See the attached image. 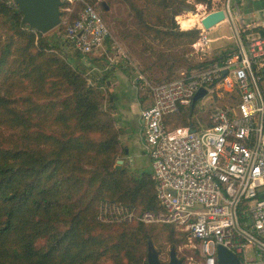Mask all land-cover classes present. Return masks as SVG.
I'll return each mask as SVG.
<instances>
[{
    "label": "trees",
    "instance_id": "trees-1",
    "mask_svg": "<svg viewBox=\"0 0 264 264\" xmlns=\"http://www.w3.org/2000/svg\"><path fill=\"white\" fill-rule=\"evenodd\" d=\"M124 1L134 27L121 34L113 25V32L133 41L151 34L169 46L152 49L151 64L139 69L145 74L156 67L165 75L155 83L176 77L180 66L201 69L219 59L193 62L188 56L198 29L180 30L174 17L180 28L200 19L177 17L186 0ZM192 1L210 5V0ZM62 7L57 27L63 33L77 8L67 14ZM20 17L12 0H0V264H147L146 246L157 224L100 222L97 209L99 202L109 201L137 213L157 211L151 172L114 167L125 148L118 147L112 116L100 108L102 91L57 53V37L21 25ZM246 32L240 34L244 42L263 35L264 28L245 38ZM83 56L76 52L77 59ZM176 113L172 128L194 127L195 107L190 106L163 116L164 125ZM161 227L168 237L176 236L171 224ZM170 247L176 252L171 240Z\"/></svg>",
    "mask_w": 264,
    "mask_h": 264
},
{
    "label": "built area",
    "instance_id": "built-area-1",
    "mask_svg": "<svg viewBox=\"0 0 264 264\" xmlns=\"http://www.w3.org/2000/svg\"><path fill=\"white\" fill-rule=\"evenodd\" d=\"M230 1L223 0L220 8L229 18ZM61 5L67 14L77 8L76 19L63 32L76 52L93 53L110 40L88 0H62ZM206 42L201 31L192 45L200 49ZM117 54L128 60L119 46ZM137 77L150 95L139 119L159 209L137 213L101 201L97 219L174 225L196 242L199 258L193 264H221L217 246L236 256L229 264H264V34L238 42L205 68L180 71L170 80L148 84L139 72ZM200 87L205 94L229 91L234 103L214 107L209 126L167 128L163 116L189 106Z\"/></svg>",
    "mask_w": 264,
    "mask_h": 264
},
{
    "label": "rangeland",
    "instance_id": "rangeland-1",
    "mask_svg": "<svg viewBox=\"0 0 264 264\" xmlns=\"http://www.w3.org/2000/svg\"><path fill=\"white\" fill-rule=\"evenodd\" d=\"M222 1L223 0H210V5L206 6L200 3H194L192 0H186L188 6L184 7L188 8V10L182 9L179 16L196 14L198 19H200L204 12L208 13L213 8L220 9L222 6ZM233 1H230L232 12L234 10ZM239 1L240 0H236V9L239 13H241L239 10L244 12L245 9H248L250 7V9L252 10V14L254 13V16L264 20V0H241V4H239ZM100 2L104 3V5L106 6V10L100 7ZM137 2L138 4H140L142 0H137ZM91 4L98 11L100 17L102 18L110 32L111 38L110 40L108 39L106 41L103 48L77 59L74 48L64 39L62 28L57 27V25L55 28L51 29L45 34L57 37L60 43L57 53H61L64 57V60L69 62L71 65H78L79 69L82 70L83 76L85 77L86 83L88 85L92 87L97 85L98 88L102 91L103 98L101 100L100 108L101 110L108 112L112 116V127L118 133V147L121 150L124 148V150H126V153H119V157L117 159L121 160V162L118 164L119 167L124 166L130 173H139L141 171L150 173L151 169L149 158L141 139V121L140 119L139 121H137L136 117H134L135 119L132 120L131 123H129V121L127 120L129 124L127 125L126 122L121 120L122 116L119 115V109H114L113 107L114 104L115 106L118 104L117 100H119L120 97L115 96V91H113L112 88L109 89V84L106 82L114 81L112 74L113 70H111L110 67L111 65L115 64L119 69V72L127 75L126 77H128V80L132 85V91L134 92L135 96H137V98L146 99L149 95V90L146 86L143 85V81L137 77L139 69H141L144 65L151 64V61L153 60V58L150 56L152 49L168 50L169 46H167L165 41L152 40L151 34L145 36L143 40L133 41L131 38L123 40L113 32V25L118 26L121 34L125 32L126 27H134L132 23L131 12L124 0H93ZM236 9L235 11H237ZM150 12L154 15L152 11ZM110 15H112L113 19L111 20V22H108L106 19ZM174 22L176 23L175 17ZM238 33L239 35L241 34V28H239ZM220 35H223L224 37H219ZM234 35L232 34V37H234ZM206 36L209 39H212V41L210 40L211 43L209 44V48H212L210 52H214L215 47L220 45L221 43L231 42L233 40L230 30L227 29L226 26H221L220 28L215 30H207ZM226 37L231 38L229 40H226ZM235 38H237L236 35ZM116 46H119L123 50V52L128 57V60L118 54L116 55ZM147 46H149L150 49H148ZM176 49V47H173L169 50ZM87 58L89 61H86ZM108 58H112L113 60L115 59L116 61L114 63L110 62ZM181 67L183 68V66H180L176 69L175 73ZM140 74L148 84H153L157 81L163 80V78L165 77L164 74H160L159 70L156 67H152L145 74ZM177 74L178 73H176V75ZM260 87L264 95V80L260 83ZM222 91L223 90H218L216 93H214V96L211 97L210 94H205L200 100L196 101L194 105L195 115L192 118L193 123L195 122V120H198V122L202 125H206L207 123L209 124L208 117L213 111L214 107L230 106L234 103L233 93H230L229 91ZM128 93L129 92L126 91L124 93L125 95L122 96L124 100L129 96ZM183 110L184 109H182V111ZM176 115H178V113L170 116L167 119V128L171 129L172 126L177 124ZM128 127L131 129L130 133L125 132V129ZM115 165H117V162H115ZM115 204L120 205L118 203ZM194 208H199V206H195ZM161 224L163 223H157V225H155V228L153 230L155 236L153 237L152 242L153 247L160 250L158 252L159 259L164 264L166 263L167 253L171 248V240L175 243L176 256L182 259V264H193L194 262H196L199 258L196 249V242L190 239L186 232L181 231L173 225H171V227L175 230V232H177V234L176 236L168 237L167 232L162 229Z\"/></svg>",
    "mask_w": 264,
    "mask_h": 264
},
{
    "label": "crops",
    "instance_id": "crops-1",
    "mask_svg": "<svg viewBox=\"0 0 264 264\" xmlns=\"http://www.w3.org/2000/svg\"><path fill=\"white\" fill-rule=\"evenodd\" d=\"M231 1H233V0H231ZM234 1H233V7H234L233 12L231 11V5H230L231 18L226 16V18L224 20L214 24L213 26H211L210 28H208L206 30H204L200 26L198 21H195V24L193 26L188 27V28H180V25L178 24V22L176 20V23L178 24V28L180 30L195 28V29H198V35L201 31H203V33L206 36L207 30H215V29L220 28L221 26H226L227 29H229L231 32V37H232V34L233 35L235 34L237 36V38H235V35H234V37H232L233 42L232 41L231 42H223L220 45L215 47L214 52H210V50L212 48L211 49L209 48V44L211 43L212 39H209L207 36H206L207 42L203 47H201L200 49L194 48V46L192 44L198 38V35H197V38L190 44V51L188 53V56L193 60V62H201L203 60H210V59L216 58V57L220 59L221 57H223L225 55V53L227 51L235 48L236 45L238 44V42L245 43L240 38V35L238 33L239 28H241V32L248 31V33L246 32V35L244 36L245 38L248 36V34L250 32H252V30H254L258 27L264 28V20L259 19L256 16H254V13L252 14V10L250 9V7L248 9H245L244 12L239 10L241 12V13H239L238 10L236 9V6H237L236 0H234ZM241 3L242 2L240 0L239 4H241ZM221 4H223V1ZM198 6H200V5H198ZM216 9H218V8H213L210 11L216 10ZM235 9L237 11H235ZM206 13L207 12H204L202 16H204ZM178 16L179 15H177V17ZM175 19H176V16H175ZM219 37H224V36L220 35ZM226 38H227L226 40L230 39L228 37H226ZM110 68H111V70H113L112 74H113V80L114 81L108 82L109 89L112 88L113 91H115V96L120 97V99L117 100L118 104L116 106H115V104L113 105L114 109L115 108L119 109V115L122 116L121 120L126 122L127 125H129L127 120L129 121V123H131L132 120L135 119L134 117H136V120L139 121V112L141 109L145 108L146 105H148L150 103V95H148V97L146 99L137 98V96H135L134 92L132 91V85L129 82L128 77H126L127 75L123 74L122 72H119V69L116 67L115 64L111 65ZM181 68L176 73H178L180 71H185L184 68H182V69ZM190 70H194V69H190ZM190 70H188V71H190ZM126 91L129 92L128 93L129 96L126 97V99L124 100L122 96L125 95L124 93ZM211 96H214V94H210V97ZM204 125L200 124L198 122V120H195V122H194V127L199 128V127H204ZM130 130L131 129L128 127L125 129V132L130 133L131 132Z\"/></svg>",
    "mask_w": 264,
    "mask_h": 264
},
{
    "label": "water",
    "instance_id": "water-1",
    "mask_svg": "<svg viewBox=\"0 0 264 264\" xmlns=\"http://www.w3.org/2000/svg\"><path fill=\"white\" fill-rule=\"evenodd\" d=\"M14 5L20 11V24L27 26L29 29L36 31L40 34H45L51 29L55 28L59 24L60 18V6L62 0H12ZM100 5L106 10V6L103 2ZM183 10H188L186 7H182ZM225 14L222 9H217L206 13L199 20L200 26L206 30L214 24L224 20ZM225 73L221 71V75ZM108 83V82H106ZM205 89L200 87L196 90L190 101V108H193L196 101L200 100L205 95ZM193 131V128H189ZM126 153V150H124ZM117 165L121 160H117ZM264 193L261 194V197ZM216 259L218 263L229 264L235 263L237 258L231 252L227 251L221 246L216 247ZM146 263L147 264H161L158 253L153 247L151 242H147L146 246ZM165 264H182V260L176 256L174 248H170L167 253V261Z\"/></svg>",
    "mask_w": 264,
    "mask_h": 264
}]
</instances>
